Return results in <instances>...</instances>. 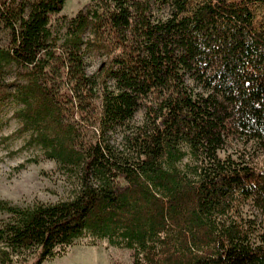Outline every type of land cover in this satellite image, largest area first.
<instances>
[{
	"label": "trees",
	"instance_id": "trees-1",
	"mask_svg": "<svg viewBox=\"0 0 264 264\" xmlns=\"http://www.w3.org/2000/svg\"><path fill=\"white\" fill-rule=\"evenodd\" d=\"M64 2L0 0V112L70 186L0 199V264L77 238L131 264H264V159L236 147L264 149V0Z\"/></svg>",
	"mask_w": 264,
	"mask_h": 264
},
{
	"label": "rangeland",
	"instance_id": "rangeland-1",
	"mask_svg": "<svg viewBox=\"0 0 264 264\" xmlns=\"http://www.w3.org/2000/svg\"><path fill=\"white\" fill-rule=\"evenodd\" d=\"M88 0H65L61 11L56 15L70 16L79 6ZM2 41L4 37H1ZM99 58L88 59V71H92ZM141 111L135 114V120L141 118ZM9 112H0V121L7 119L0 128V199L18 205H27L34 201L54 202L67 195L68 180L53 161L38 158L35 148L24 144V138L12 136L17 127L14 119L8 118ZM243 155L252 157V161L260 163L264 159V149H255L245 145H236ZM227 152H231L228 149ZM232 157H235L234 155ZM258 225H264V215L255 213ZM2 214H0V218ZM93 243V244H90ZM40 264H131L130 250L109 246L104 239L91 242L88 238H77L66 248V251Z\"/></svg>",
	"mask_w": 264,
	"mask_h": 264
}]
</instances>
